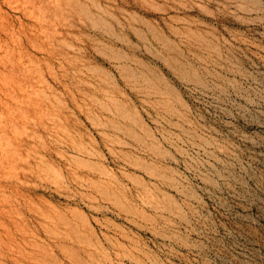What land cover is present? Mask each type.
I'll list each match as a JSON object with an SVG mask.
<instances>
[{
	"label": "rangeland",
	"instance_id": "obj_1",
	"mask_svg": "<svg viewBox=\"0 0 264 264\" xmlns=\"http://www.w3.org/2000/svg\"><path fill=\"white\" fill-rule=\"evenodd\" d=\"M0 264H264V0H0Z\"/></svg>",
	"mask_w": 264,
	"mask_h": 264
}]
</instances>
